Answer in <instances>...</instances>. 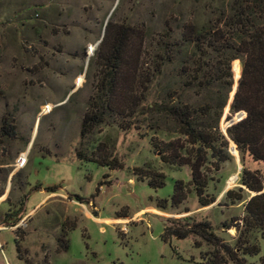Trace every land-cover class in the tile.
I'll list each match as a JSON object with an SVG mask.
<instances>
[{
    "label": "rangeland",
    "instance_id": "374dc122",
    "mask_svg": "<svg viewBox=\"0 0 264 264\" xmlns=\"http://www.w3.org/2000/svg\"><path fill=\"white\" fill-rule=\"evenodd\" d=\"M238 1L0 0V264H206L216 252L227 260L196 235H163L164 227L178 230L199 222L208 223L219 244L232 251L256 246L257 255L239 251L237 257L258 264L263 233L242 227L244 205L253 193L239 178L247 169L264 180L263 166L246 156L241 160L230 141L226 159L217 147L221 161L203 150V198L214 201L202 207L189 167L165 163L158 152L168 141L189 150L184 138L159 115L143 110L135 118L126 111L136 71L140 77L151 71L157 41L177 44L184 26L207 31L230 16ZM120 28L129 30L113 77L111 111L81 137L82 118L107 80L106 58ZM197 58L193 44L180 48L143 104L177 91L181 63L191 70ZM233 62L240 69L239 60ZM233 62L228 100L240 75L234 78ZM196 92H181V100L201 103ZM227 103L218 121L221 134L230 116ZM2 127H11L13 135H3ZM184 149L178 152L186 158ZM175 182L183 185L185 199L172 206ZM52 186L56 191L47 193ZM227 191L241 199L226 198ZM16 211V224L4 225ZM58 241L66 244L65 252L58 251Z\"/></svg>",
    "mask_w": 264,
    "mask_h": 264
},
{
    "label": "trees",
    "instance_id": "16d2710c",
    "mask_svg": "<svg viewBox=\"0 0 264 264\" xmlns=\"http://www.w3.org/2000/svg\"><path fill=\"white\" fill-rule=\"evenodd\" d=\"M115 37L114 44L111 45L110 54L106 58L109 63L107 80L102 86V90L91 102L89 112L81 121L80 136L89 133L95 126L100 124L107 112L111 111V103L114 95V73L120 68L121 58L124 54V45L127 43L128 28H120ZM180 38L177 44L169 42H156L150 53L151 71L140 77L137 73L134 82V92L131 100L127 104L128 116L134 115L136 118L143 110L159 115L170 122L175 132L184 138L190 149L178 146L177 141H168L161 144L158 149L162 161L168 164L187 165L190 169V185L197 197L200 206L211 204L214 198H203V193L207 184L202 173L205 161L204 151L210 152L211 157L221 161L228 157L226 147L228 141L232 142L243 160L248 157L254 163H260L264 168V0H239L236 2L228 17H223L216 25L207 31L196 32L192 27H183L180 31ZM170 37H167L169 39ZM193 44L198 58L192 63V68L186 67V63H181L180 79L181 85L177 91L169 94L166 91L159 101H152L146 106L143 104L147 98V93L153 83L160 77L164 67L171 62V57L183 48L185 44ZM144 54V53H143ZM142 53L138 50L136 60L138 61ZM239 60L240 69L237 68L234 60ZM136 61V62H137ZM211 62V65L208 64ZM237 79V86L233 94L228 112L230 114L226 120L236 113L243 112L244 117L225 129V134H221L218 129V121L222 110L225 107L228 94L232 85V73ZM139 63V62H137ZM138 67V65H137ZM194 90L196 96H203L202 102L198 104H188L181 100V92ZM181 91V92H180ZM11 127H2L3 135L12 136ZM223 147L219 157L217 147ZM184 149L188 153L186 158L179 155V150ZM79 160L83 159L81 154H77ZM90 161V160H88ZM105 165V164H100ZM107 166V165H106ZM240 185L252 192L244 205V215L241 219L242 227L246 233L259 230L263 234L264 244V180L257 170L243 169L240 178ZM38 190V188H32ZM57 187H47V193H54ZM238 192H242L241 188ZM231 191L225 193L226 198H231ZM78 200V198L75 196ZM184 188L181 182H175L172 187V194L169 203L172 206L179 205L184 200ZM233 200H240L239 194ZM166 203V200H163ZM161 209L164 208L160 206ZM19 212H12L4 218L3 224L14 226L18 220ZM16 216L13 222H9L10 217ZM187 227V228H186ZM164 234L168 236L186 238L193 234L200 237L207 243L218 247V251L226 255L227 260H223L219 252L211 255L206 264H245L237 257V252L242 255L253 256L259 253L254 245H244L236 250L219 244V240L213 234L211 227L206 222H199L192 225H185L178 230L172 227H164ZM58 251L65 252L67 246L64 242L58 241ZM228 261V262H227ZM258 264H264V250Z\"/></svg>",
    "mask_w": 264,
    "mask_h": 264
},
{
    "label": "water",
    "instance_id": "95a60500",
    "mask_svg": "<svg viewBox=\"0 0 264 264\" xmlns=\"http://www.w3.org/2000/svg\"><path fill=\"white\" fill-rule=\"evenodd\" d=\"M238 78H239V77H238ZM236 86H237V83H236ZM235 88H236V87H235ZM234 92H235V89L232 91V93H231V97H230V99L228 100V103H227L228 107H229V104L231 103V100H232V97H233ZM244 115H245V114H244L243 112L236 113L234 119H230V120H228V122H227V124H226V128L229 127L230 125H232V124H234V123L240 121V120L244 117ZM224 134H225V131H224ZM253 195H254V194H253Z\"/></svg>",
    "mask_w": 264,
    "mask_h": 264
}]
</instances>
